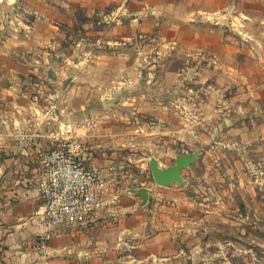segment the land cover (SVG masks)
I'll list each match as a JSON object with an SVG mask.
<instances>
[{
    "label": "rangeland",
    "instance_id": "obj_1",
    "mask_svg": "<svg viewBox=\"0 0 264 264\" xmlns=\"http://www.w3.org/2000/svg\"><path fill=\"white\" fill-rule=\"evenodd\" d=\"M22 1L0 0V47L10 33H27L31 18L25 27L14 20ZM98 11L76 9L59 29L30 26L58 36L52 59L62 70L50 76L35 70L39 58L19 59L27 100L55 98L79 133L86 120L98 132L94 121L116 116L123 169L113 190L122 196L158 186L151 159L166 169L199 152L183 171L191 204L181 208L169 264H264V0H116ZM82 62L96 81L86 89L81 71L69 70Z\"/></svg>",
    "mask_w": 264,
    "mask_h": 264
},
{
    "label": "crops",
    "instance_id": "obj_2",
    "mask_svg": "<svg viewBox=\"0 0 264 264\" xmlns=\"http://www.w3.org/2000/svg\"><path fill=\"white\" fill-rule=\"evenodd\" d=\"M114 1L116 0H23L17 6L21 14L14 20L23 27L27 25L26 19L31 18V23L27 25L29 28L26 34L10 33V36H5L3 46L0 47V54L3 55L1 59H5L0 70V264H169L172 258L169 252L173 241L177 239V232H182L184 216H187V211L181 208L191 204L184 203L187 201L183 188L185 185L172 184L168 187L160 186L161 188L143 186L149 198L147 203L136 194L139 189L123 196L115 189L113 195L117 199L108 210L94 217L86 226L73 229L48 230L33 218L39 202L36 186L38 165L34 158L22 156L18 139L26 128L27 121L35 115L36 106L31 100H27V94L24 93L26 89L19 82L23 75H19V70H24L19 59L39 58V65H34L35 70L45 69L50 76L54 75L55 70L62 68L58 69V64L52 59L58 54V36L38 34L30 26L48 24L59 29L64 24L63 21L74 22V10L80 8L89 14L96 13L98 9ZM97 14H100L99 11ZM11 23L15 22L12 20ZM18 31L23 32L15 27V32ZM85 50V55L89 58L87 55L92 53L83 47L82 52ZM44 59L49 60V65L45 64ZM26 60L31 66L30 60ZM81 65H75L69 70H73L72 74H79L77 71L80 70L85 89L90 88V84L93 85L96 81L84 62ZM116 71L117 75L120 74V70H113V78H116ZM230 74L232 78L233 72ZM113 86L116 87L115 79ZM51 99L55 101V98ZM104 99L103 104L109 106L118 101L116 98ZM115 118L116 116L111 115L100 116L98 121H94L98 132L90 128L92 121L86 120L81 125L85 128L84 132L80 133L87 139L83 138L89 164L111 172L118 185L123 168L118 160L117 150L122 144L120 138L123 133L116 127ZM241 118L244 119V116ZM61 119L74 122L71 121V116L65 117L64 110ZM139 128L133 134L144 131L143 127ZM93 136L97 139V145L90 141ZM38 142L39 147L44 150L50 147L46 134ZM182 175L187 184L183 172ZM42 236L49 237L45 251L37 248V241ZM193 246L195 249L194 244Z\"/></svg>",
    "mask_w": 264,
    "mask_h": 264
},
{
    "label": "built area",
    "instance_id": "obj_3",
    "mask_svg": "<svg viewBox=\"0 0 264 264\" xmlns=\"http://www.w3.org/2000/svg\"><path fill=\"white\" fill-rule=\"evenodd\" d=\"M31 102L36 106L35 115L18 141L22 156L34 158L38 165L39 202L33 218L52 231L86 226L117 199L113 195L115 175L89 164L79 125L62 120L54 100L42 106V98L36 94ZM45 134L50 140L47 150L38 142ZM48 239L42 236L37 241L40 251L46 250Z\"/></svg>",
    "mask_w": 264,
    "mask_h": 264
},
{
    "label": "water",
    "instance_id": "obj_4",
    "mask_svg": "<svg viewBox=\"0 0 264 264\" xmlns=\"http://www.w3.org/2000/svg\"><path fill=\"white\" fill-rule=\"evenodd\" d=\"M200 153L197 152L194 155H185L177 158L176 163L172 167L162 169L159 162L156 159H151L150 168L152 171L153 179L156 185L161 187H168L172 184H178L180 186L185 185L182 172L193 166L199 159ZM144 203L148 202V194L146 189L141 188L136 193Z\"/></svg>",
    "mask_w": 264,
    "mask_h": 264
}]
</instances>
